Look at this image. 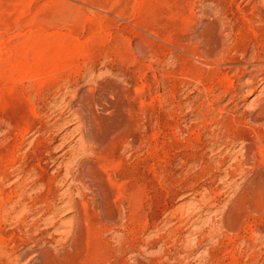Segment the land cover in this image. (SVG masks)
<instances>
[{
    "label": "rangeland",
    "instance_id": "374dc122",
    "mask_svg": "<svg viewBox=\"0 0 264 264\" xmlns=\"http://www.w3.org/2000/svg\"><path fill=\"white\" fill-rule=\"evenodd\" d=\"M0 264H264V0H0Z\"/></svg>",
    "mask_w": 264,
    "mask_h": 264
},
{
    "label": "bare ground",
    "instance_id": "6f19581e",
    "mask_svg": "<svg viewBox=\"0 0 264 264\" xmlns=\"http://www.w3.org/2000/svg\"><path fill=\"white\" fill-rule=\"evenodd\" d=\"M226 92V91H225Z\"/></svg>",
    "mask_w": 264,
    "mask_h": 264
}]
</instances>
